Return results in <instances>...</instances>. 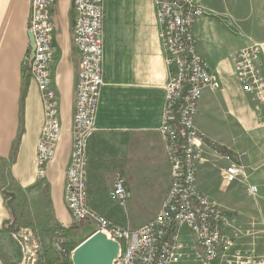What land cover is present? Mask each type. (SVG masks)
<instances>
[{
	"label": "crops",
	"instance_id": "obj_1",
	"mask_svg": "<svg viewBox=\"0 0 264 264\" xmlns=\"http://www.w3.org/2000/svg\"><path fill=\"white\" fill-rule=\"evenodd\" d=\"M258 7H264V0H236V43L227 40L230 35L205 16L194 23L197 50L220 81L217 90L203 91L196 126L213 136L226 133L222 138L229 141L233 133L226 128L228 115L214 111L221 100L236 104V151H242L244 159L239 152L236 155L248 173L245 182L235 181L236 205L228 198H219L220 170L227 161L214 162L216 158L209 150L199 165L198 186L212 198L218 196L219 204L235 219L225 231L236 250L244 253L247 264H264V111L253 95L243 90L230 53L259 43L264 70V30H258L264 29L258 25L264 17L257 19L256 15L261 14ZM104 11L105 85L95 131L88 142L87 184L90 209L111 219L110 214L117 213L115 205L120 207L110 195L116 173L124 175L128 183V207L133 209L129 215L142 211L137 209V199L148 195L144 183L150 178L157 181L156 173L166 183L163 191L168 192L170 167L160 126L169 66L154 0H105ZM32 12L33 0H0V264L22 262L18 241L11 230L4 229L7 221L14 228L20 226L24 214L21 207L39 204L44 216L39 220L35 216L29 225L37 232L38 245L43 250L37 256V264L61 257L54 247V225L66 233L72 230L73 223L65 191L80 70L73 35L77 12L73 0H56L51 8L56 45L52 77L59 98L62 135L43 180H38L35 170L45 119L41 94L31 76ZM214 163L220 170L213 169ZM248 185L257 188L255 195L247 193ZM107 198L112 204L105 205ZM123 224L138 227L142 223L141 219L130 217ZM184 232L187 233L186 228Z\"/></svg>",
	"mask_w": 264,
	"mask_h": 264
},
{
	"label": "built area",
	"instance_id": "obj_2",
	"mask_svg": "<svg viewBox=\"0 0 264 264\" xmlns=\"http://www.w3.org/2000/svg\"><path fill=\"white\" fill-rule=\"evenodd\" d=\"M160 24L162 47L166 51L169 79L160 133L170 167V185L162 209L138 227L120 225L94 212L88 204V142L96 127L102 88L105 85L104 3L105 0H73L77 12L73 29L80 55L73 114L72 152L67 167L65 199L75 221L91 220L96 228L120 242L116 264H247L236 258L234 242L226 226L235 219L214 198L198 186L197 173L204 160L206 143L196 127L198 105L205 89L217 90L220 81L208 61L197 50L193 32L198 16L205 14L198 0H154ZM56 0H33L30 31L35 38L31 76L37 83L44 109V125L37 144L35 170L44 179L62 135L59 98L53 86L52 65L56 56L51 6ZM260 47L249 45L233 53L235 74L244 91L251 93L264 111V70ZM224 181L232 183L245 172L238 155L226 153ZM245 176V175H244ZM250 195L257 188L248 185ZM111 198L125 207L130 192L126 177L114 175ZM234 224V223H233ZM187 229L185 234L184 229ZM57 232L54 247L66 253L64 236ZM23 259L37 264L41 251L36 234L29 228L14 234ZM191 239V240H190ZM36 240V241H34ZM33 243V248L31 244ZM233 255V256H232ZM232 256V257H231Z\"/></svg>",
	"mask_w": 264,
	"mask_h": 264
},
{
	"label": "rangeland",
	"instance_id": "obj_3",
	"mask_svg": "<svg viewBox=\"0 0 264 264\" xmlns=\"http://www.w3.org/2000/svg\"><path fill=\"white\" fill-rule=\"evenodd\" d=\"M198 1L200 2V5H202V8H204V11H206L205 14L202 16L209 18L210 22H212L214 25H217L219 28H222L224 31H226L230 35V36L226 37L227 40H230V41L236 43V0H198ZM155 7H156V5H155ZM51 8H52V6H51ZM258 12L261 14L256 15L257 19L264 17V7H258ZM156 15H157V13H156ZM202 16H198L197 19L199 17H202ZM258 25L261 26L262 28H264V22L258 23ZM258 30L261 31L264 29L258 28ZM193 32H194V27H193ZM262 34L264 35V31L262 32ZM194 35H195V33H194ZM251 45H256V46L260 47V49L262 48L259 43H253ZM234 52L230 53L231 58L233 57ZM260 54H261V52H260ZM232 60H233V58H232ZM242 87H243V85H242ZM217 93H220V91H218ZM214 113L215 114L219 113L223 116H225L226 114L228 115L227 119H226V123H227L226 128H229V130H232L231 132L233 133V136H230L229 141H228V139L222 138L223 136H226V133H222V137H219V135L213 136L212 134H209L206 131L199 129L198 126H196V127L200 130V132H202V136H203L204 141L206 143L205 154L208 153L207 151L211 150L213 152V155L216 158V160L214 162L217 163L218 159H224L223 157L226 153L233 154L236 156V153L239 152V151H236V104L230 105L229 102L221 100L220 102L216 103V111H214ZM203 122L206 123L205 118L203 119ZM224 130L225 129H222V132ZM238 154H240V156L242 157V160H243L244 159V153L242 151H240ZM205 157L207 158L206 155H205ZM224 168H223V170H224ZM213 169L215 171L220 170L218 168V166L215 165V163H214ZM223 170H220L221 174H222ZM146 175H147V173H146ZM155 175L157 177L156 178L157 181H154L150 178L149 180L146 179V182L144 183V185L146 187V193L148 195H144L142 198L137 199V202H138L137 203V209L142 210V211H139V213H131L129 215L128 212L133 211V209L128 207V202H127L125 207H118L115 205V207L117 208V213L110 214V216L109 215H107V216H109L111 219H113L114 222L119 223L120 225H121V223L122 224L125 223V221H129L130 217L134 218V219L135 218L141 219V223H142L141 225L152 220L157 215V213H159L160 209H162L165 198H166L165 194L167 192V190H165V189L163 191L164 185L166 183L163 180H161L162 176L160 175V173H156ZM149 176H151V175H149ZM247 176H248V173L246 172L245 177L242 179H238L237 181H239L240 183H243L248 178ZM243 179H245V180H243ZM38 180H43V179L38 178ZM216 183H218V182H216ZM216 183H214V184L216 185ZM210 184L213 187L212 183H210ZM236 184H238V183H236V182L227 183L226 181H224V178L221 175V183L219 182L217 184L218 187L220 188V191H222V193H220V195H219V198H224V199L228 198L230 202L235 203V205H236ZM217 185H216V187H217ZM152 188H153V192H151ZM213 198H215L216 201L219 199L218 196H213ZM65 201H66V199H65ZM107 203L109 205L112 204L108 198L105 201V205ZM66 205H67V203H66ZM67 207H68V205H67ZM68 209H69V207H68ZM21 210L23 211L24 214H22V219L20 220L21 224H19L20 226L19 227L16 226V229H18V231H20L22 229L29 228L37 236V232L34 230V228L32 226H29V225L33 223L32 221H33L35 216L38 220L44 219L43 213H41L40 205L39 204L33 205V207H30V205H26V207L25 206L21 207ZM49 216L52 217L51 211L49 212ZM72 219H73L72 230L64 233L63 231H61V228H58V229L55 228L56 227V224H55L53 231L55 232V230H57V232H59V233H64L65 234L64 238L67 241L74 242V243L81 242L83 239L90 236L95 231L96 226L91 220L75 221V219L73 217H72ZM52 223H54V222H52ZM26 224H28V226ZM229 226H233V225L231 224ZM51 227L52 226H50V228ZM16 232H13V234H15ZM56 236H57V234H56ZM234 249H236L235 244H234V247L230 249L229 253L230 254L233 253L232 250H234ZM41 251H43V250H41ZM240 255L241 256L243 255V258H244V253L241 252L240 250H236V258H233V260L236 261V260L242 259V257H240ZM226 262L224 261V263H226Z\"/></svg>",
	"mask_w": 264,
	"mask_h": 264
},
{
	"label": "water",
	"instance_id": "obj_4",
	"mask_svg": "<svg viewBox=\"0 0 264 264\" xmlns=\"http://www.w3.org/2000/svg\"><path fill=\"white\" fill-rule=\"evenodd\" d=\"M31 41L30 62L35 52V38L29 31ZM11 197L14 193L6 192ZM121 251L120 242L108 236L104 231L98 230L88 236L71 252L73 264H114Z\"/></svg>",
	"mask_w": 264,
	"mask_h": 264
},
{
	"label": "trees",
	"instance_id": "obj_5",
	"mask_svg": "<svg viewBox=\"0 0 264 264\" xmlns=\"http://www.w3.org/2000/svg\"><path fill=\"white\" fill-rule=\"evenodd\" d=\"M28 74V73H27ZM29 75V74H28ZM4 229L12 232L18 231V229L14 228V225L11 221H7L4 225ZM62 231V230H61ZM95 232V231H94ZM93 232V233H94ZM63 236L65 235L64 233H61ZM87 238V237H86ZM85 238V239H86ZM83 239L82 241H84ZM81 241V242H82ZM81 242L74 243V242H68L65 240L63 243L64 248L66 249V253L62 254L61 257L57 258V260L49 262L47 264H72V259H71V251L74 250L76 246H78Z\"/></svg>",
	"mask_w": 264,
	"mask_h": 264
},
{
	"label": "bare ground",
	"instance_id": "obj_6",
	"mask_svg": "<svg viewBox=\"0 0 264 264\" xmlns=\"http://www.w3.org/2000/svg\"><path fill=\"white\" fill-rule=\"evenodd\" d=\"M219 83H220V82H219ZM219 88H220V86H219ZM241 163H242V162H241ZM240 166L243 168V170H244V172H245V168H244L243 164H240ZM244 175H245V174H244ZM244 175L241 174V176H244ZM252 195H253V194H252ZM229 225H230V224H228L227 226H229ZM227 226H226V227H227ZM114 264H116V263H114Z\"/></svg>",
	"mask_w": 264,
	"mask_h": 264
}]
</instances>
